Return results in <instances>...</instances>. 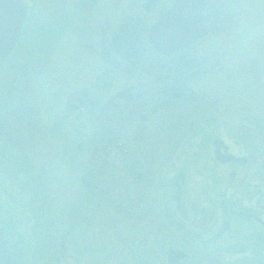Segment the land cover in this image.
Instances as JSON below:
<instances>
[{
    "label": "rangeland",
    "instance_id": "374dc122",
    "mask_svg": "<svg viewBox=\"0 0 264 264\" xmlns=\"http://www.w3.org/2000/svg\"><path fill=\"white\" fill-rule=\"evenodd\" d=\"M229 1L233 18L218 15L217 29L187 51L198 60L190 62L191 88L206 103L163 109L149 125L135 121L131 151L101 178L92 158L107 123H94L89 104L76 112L66 105L75 103L77 88L88 90L92 75L83 60L76 68L67 39L41 42L51 34L43 24H50L52 0H24L29 34L0 60V217L14 241L23 240L16 264H167L170 247L187 254L181 264H264V227L228 220L221 206L241 191L233 198L264 222L263 197L248 201L257 171L264 172V0L224 7ZM128 6L107 0L103 9ZM33 15L44 18L38 28ZM27 110L38 128L34 140L20 120ZM219 139L228 153L252 154L256 163L245 171L219 164Z\"/></svg>",
    "mask_w": 264,
    "mask_h": 264
},
{
    "label": "flooded vegetation",
    "instance_id": "af4514ba",
    "mask_svg": "<svg viewBox=\"0 0 264 264\" xmlns=\"http://www.w3.org/2000/svg\"><path fill=\"white\" fill-rule=\"evenodd\" d=\"M119 1L112 0V4L116 5ZM147 1L126 0L130 11L105 13L103 6L107 0H52L50 13L47 15L50 24L49 26L43 24V30L48 27L51 34L43 35L41 42L49 38L53 39L52 42L67 39L72 47V51L70 49L74 56L72 62L75 63L76 68L82 66L81 60H83L86 70L92 75L88 90L77 88L73 91L74 95L77 93L73 100L75 103L68 102L66 105L69 110H72L71 104H75L78 110H81L84 105L89 104L92 108L94 123L97 126L101 124L100 121L107 123L106 136L101 126L98 128L100 140L95 146L92 158L98 169L97 174L101 178L105 175L108 165L112 170L119 166V158H117L119 154L126 155L131 151L133 146H131L128 130L135 121L147 125L152 120L153 113L156 114L158 111L171 109L177 105L184 107L187 105L193 109L203 107L200 103H206L207 100H203L198 95L199 92L197 94L191 88L190 83L194 76L192 75L194 72L190 73L191 67L195 63L198 64V60L193 58L195 53L192 55L187 51L210 37L214 28L218 26L216 22L221 14H227L228 21L233 18L232 1H229V7L227 5L224 7L222 2L227 0H207V6L202 11V20L196 24L197 28H206L207 34L170 55H160L149 42L148 32L160 15L170 10L175 0H158L149 10L143 7ZM159 6L161 9L153 15ZM28 14L23 21L17 46L19 42L21 43L23 36L29 34L27 30L24 32ZM33 18L35 22L32 21V23H35L36 28L44 21L40 15H33ZM210 24H213L212 28ZM183 52L186 54L181 56ZM79 71L81 69L76 70L75 73ZM3 109L0 105V117ZM28 111L25 118L20 120L28 126L26 138L34 140L38 128H35L36 122L30 119ZM1 131L0 125V136L3 133ZM222 147L223 152L225 150ZM257 159V156H252L241 161L233 159V162L225 164L239 165L245 171L256 163ZM257 173L261 174V180L260 183L254 184L253 196L250 200L247 199L248 201H252L255 198L254 195L264 199V172L257 171ZM229 174L230 180L236 176L232 171ZM249 185L245 188L247 189ZM2 191L5 193L4 189ZM241 194V191H234L230 199L226 197L221 201L226 219L237 216L246 221H255L264 227L260 211L242 205L238 202L239 198H233ZM10 199L8 196V200ZM261 211L264 216V209ZM2 219L0 217L2 222L0 223V264H16L13 256L18 249L17 246L23 240L18 237V241L15 242L12 231L8 230L9 227L5 226L7 224ZM228 220L223 221L222 229L228 225ZM18 253L20 255L19 251L16 252Z\"/></svg>",
    "mask_w": 264,
    "mask_h": 264
},
{
    "label": "water",
    "instance_id": "95a60500",
    "mask_svg": "<svg viewBox=\"0 0 264 264\" xmlns=\"http://www.w3.org/2000/svg\"><path fill=\"white\" fill-rule=\"evenodd\" d=\"M157 1L148 0L143 7L149 10ZM172 5L170 10L160 15L150 26L148 32L149 42L160 54H172L207 33L206 28L196 26L202 20V10L206 7L207 0H175ZM25 15V5L21 0H0V58L10 54L15 47ZM214 153L221 162L233 158L232 155H222L223 159L219 155V147H216ZM168 252L167 264H180L182 258L188 257L185 252L171 247Z\"/></svg>",
    "mask_w": 264,
    "mask_h": 264
}]
</instances>
